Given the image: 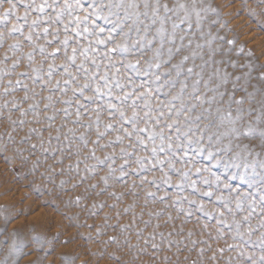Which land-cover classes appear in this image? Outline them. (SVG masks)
<instances>
[{
	"label": "rangeland",
	"instance_id": "374dc122",
	"mask_svg": "<svg viewBox=\"0 0 264 264\" xmlns=\"http://www.w3.org/2000/svg\"><path fill=\"white\" fill-rule=\"evenodd\" d=\"M13 2L17 6L16 15L23 16L24 12L28 11V23L37 17H41L42 22L35 26L32 42L26 39L32 29L23 19L16 21L15 16H11L7 24L11 27L12 23H19L23 26L24 35H8L7 29L0 25V31L5 32L4 40L0 42V264H251V261L247 260L249 255L259 264L258 258L264 254L257 241L261 232H264V229L256 227L264 218L259 204L250 220L241 227V231L249 226L254 228L251 240L256 243L243 244L244 256H240L236 248L228 247L242 243L233 238V220H240L247 214L248 200L252 199V196H248L243 201V210L237 211V196L249 190L247 185L231 178L235 170H226L222 164L217 165L214 161L206 159L207 151L201 155L190 152V162L189 158L180 159L179 152L175 155L168 151L158 152L156 157H152L150 151L131 147L135 142V133L131 138L124 136L122 143L114 142L110 146L100 147L109 140H114L118 134L123 136L122 130L117 132L113 129L106 132L99 145H94L92 141L96 139L97 126L96 114L91 109L95 107L96 102L81 100L89 112L87 115H81L79 124L73 122L77 111L75 99L80 97L73 99L70 105L64 104L63 101L72 97L71 89L76 85H69L66 92H61L60 88L65 87L63 81L69 79L63 74V68H55L50 81L47 77L49 64L58 65L65 60L64 48L60 44L65 35L69 37L67 54H72V48L77 49L75 65L69 64V71L77 76L80 83L84 82V73L83 70L77 73L76 65L83 61L84 67L90 72L96 71L91 63L93 57L100 65L99 75H103L105 71L109 74L115 73L122 83L126 77H132L136 84L141 83V79H147L134 76L133 71L121 63L128 59H137L135 56L125 58L113 55L111 59L117 63L114 67H105L108 57L104 54L120 37L116 36L107 46L98 45L95 41L97 38L105 39L109 34L107 29L111 25L97 20L96 23L105 28L103 33L98 37L92 34L77 37L71 31L75 25H70L65 33L62 24L43 22L48 16L55 15L52 8H47L40 14L25 7L31 0H24L23 4L19 0ZM90 2L91 0H86L84 7L87 8ZM104 2L106 3V0ZM138 2L139 11L143 13V0ZM148 2V16L140 17L143 22L140 24L141 34L144 32V25H148L147 37L152 39L156 29L160 27V18L165 19V56L167 49L171 47L174 50L172 63H178L187 55L189 59L183 63L182 68H193L192 74L184 71L177 78L176 88L172 89V92L179 88V81L183 80L188 84L185 93L187 96L192 90L193 81L200 80L196 95L215 97V100L211 104L197 103L196 110L191 115L202 116L197 122L201 128L212 124V127L204 132L205 148H222L228 143V138H222L219 143L215 140L211 145L208 143L210 133L218 134L226 127H216V109L219 108L221 114L231 110L235 116L238 106L234 101L229 104L233 77L249 71L248 67L241 68L240 65H252L251 84H255V77L262 70L259 66L264 64V0H159L161 7L156 17H153L151 11L153 0ZM35 3L38 5L41 0H35ZM59 3L62 4L63 0H59ZM165 3L169 9L175 11L165 13L162 7ZM179 4H184L185 8L179 9ZM8 7V0H2L0 13ZM104 11L106 12L107 8ZM77 14L84 15L83 12ZM63 19L67 21L68 17ZM153 19L156 20L155 24L151 23ZM181 20L184 22L180 23ZM173 23L179 24L175 30L172 28ZM44 27L49 28L48 36L42 33ZM57 28L60 29L58 33L55 32ZM37 32L41 33L39 37ZM173 33L174 41L170 44L168 38ZM180 37H183V40ZM132 38H136L135 29ZM49 40L53 42L47 43ZM15 41L20 42V48L10 49L9 45ZM229 41L233 43L229 44ZM159 44L160 37H156L152 48L158 47ZM34 45H43L45 54L41 55L37 47L29 61L26 54L33 51ZM57 47L60 48L58 55H47ZM177 47L181 49L178 54L175 53ZM83 48H88L87 57L81 55L80 50ZM150 55L151 50L139 57L141 67ZM16 60H19V63L12 67ZM233 61L235 68L231 65ZM33 68L39 69L38 75L41 78L35 83ZM225 72L230 74L227 83L223 82ZM19 73L26 75H18ZM197 73L200 74L199 77ZM172 75L175 76V70ZM57 80L61 81V86L53 90L52 85ZM16 81H20L19 86ZM41 81L47 83L42 84ZM243 82L242 76L238 83ZM6 88L9 91L5 92ZM113 91L114 94H119L118 90ZM221 92L224 93L223 97L219 95ZM248 92L253 93L254 100L249 101L244 92L235 93V98L245 96L244 104L239 106L246 111L243 120L237 124L240 129L248 122L257 126L255 117L259 112H247V109L260 108L257 103L260 95L251 85L248 86ZM90 94L91 90L85 92V95ZM25 95L28 96L27 100L24 99ZM169 95L154 94L151 97V107L155 109L158 103H167ZM47 96H51L52 100H47ZM105 99L98 103L104 104ZM113 103L118 102L113 100ZM131 103L129 100L124 105L128 115H131V109L127 105ZM143 103V100L137 101V110L141 116L145 109L139 106ZM13 104L17 106L13 107ZM45 104L49 107L45 108ZM29 105L35 107L29 109ZM176 106L179 107V102H176ZM64 108L68 109V116H65ZM204 109L211 111L204 112ZM80 111L83 113L84 109ZM163 111L167 113V108ZM156 114L153 112V115ZM49 116L54 118L49 120ZM172 119H175L174 114L172 117L165 115L162 118V126L163 122H171ZM180 119L183 120V115ZM100 120V131H104L105 123L115 122V118H109L106 108L100 113ZM139 126H144L143 120H140ZM119 127L117 123L116 128ZM124 127L131 130V125ZM29 129L35 131L30 132ZM70 129L73 131H69ZM156 131H159V128ZM81 133H84L87 146L78 139ZM165 133L170 134L167 129ZM238 142L249 144L254 153H260L258 158L264 159V148L260 146L258 139L250 141L241 137L240 141L233 140V151L237 150ZM152 146V143L148 142L149 150ZM122 147L133 155L122 156ZM92 149H95V155L101 159L105 154L115 155L104 165L97 166L91 157ZM220 155L224 153L221 152ZM136 156H147L151 163L145 161L146 169L133 172L132 169L137 167ZM126 159L129 162L121 169ZM156 159L165 162L158 165L155 164ZM170 163L172 167H169ZM109 165L113 169L111 172ZM202 166L209 167L211 172L197 173L195 169ZM121 171L127 175L122 177ZM184 171L188 173L186 177L180 175ZM101 177H106L107 183ZM216 177H219L218 182ZM205 179L208 180L207 184L204 183ZM165 180L169 182L165 183ZM193 182L195 187L191 186ZM226 184L229 187H225ZM237 188L239 192L233 191ZM149 192L152 195H147ZM206 192H211L212 195H204ZM217 197L222 199L218 200ZM256 198H259L258 191ZM201 204L203 210L199 207ZM225 204L227 208L224 207ZM228 208L232 209V212H229ZM220 212H223V216L219 215ZM208 213L211 216L207 215ZM218 220H224L226 223L218 224ZM228 225H231V228ZM110 237L114 239H109ZM170 241L178 243L169 244ZM192 241L196 243L193 244ZM153 244L158 247L153 248ZM201 248L204 249L203 253H200ZM221 248L224 249L223 252L219 251Z\"/></svg>",
	"mask_w": 264,
	"mask_h": 264
},
{
	"label": "snow or ice",
	"instance_id": "6c2138e0",
	"mask_svg": "<svg viewBox=\"0 0 264 264\" xmlns=\"http://www.w3.org/2000/svg\"><path fill=\"white\" fill-rule=\"evenodd\" d=\"M2 2V0H0ZM21 4L24 3V0H19ZM86 0H63V3L60 4L59 0H41V3L38 5L35 3V0H31L30 4L25 5L26 8H31L32 10L43 14L45 9L52 8L55 15L48 16L47 20L43 21L46 24H62L63 31L65 33L68 32L70 25H75L71 28V31L75 33L77 37L82 36L84 34H92L99 36L100 33L105 31L104 27H100L99 24L96 23L97 20H102L106 25H111L108 27V36L105 39L97 38L95 43L98 45H105L111 43L115 40L116 36H119L120 39L116 40L113 43L112 47L107 48L105 52V56L108 57L107 63L105 67H114L117 63L112 60L111 57L113 55H118L121 57H129L135 56L138 57L135 60L128 59L125 61H121L123 66L127 69H131L134 73V76L147 79H141V83L136 84L132 77H126L125 82L122 83L121 80L116 76L115 73L109 74L107 71L103 73V75H99L100 65L97 63L96 59L93 57L91 63L95 66L96 71L90 72L88 68L84 67V62L81 61L79 65H76V72L80 73L83 70L84 73V82L80 83L77 79L76 75H73L72 72L69 71V64L75 65L76 61V53L77 49L72 48V54H67V48L69 44V37L65 35V38L60 41V44L64 48L65 60L61 61L60 64H49L47 77L48 81L51 80L53 71L55 68H63V74L68 76L69 79L63 81V85L65 87L60 88L61 81L57 80L54 85H52V89L60 88L61 92H66L68 90L67 86L75 84V87H72V97L64 100V104H71L73 99L77 96L80 99H75L77 111H76V119L73 121L74 123H80L81 115H87L89 109L86 107L81 100L93 103L96 102L95 107L91 109L92 112L96 114L95 124L96 128V139L92 141L94 145H99L100 139L105 135L106 132L115 129L117 132L123 131L124 135H116L114 140H109L106 144L100 145V147L110 146L112 143H122L124 140V136L131 138L135 133V142L132 143L131 147L133 149L140 147L145 151H150V155L152 157H156L158 152L168 151L175 155L177 152L181 153L180 159L189 158L190 152H195L197 155L203 154L207 151L206 159L214 161L217 165H223L226 170H235L233 172L232 179H238L243 184L247 185L249 191L240 193L236 198V209L237 211L243 210V201L248 197L252 196V199L248 200V212L245 216H243L240 220H233V224L235 225V232L233 234L234 239H239L242 241L240 245H228L229 249L236 248L240 256H244L245 253L242 250L244 243H252L255 244L251 240L252 233L254 228L249 226L241 231V227L244 223H247L251 216L256 211V206L259 204L261 206V215L264 217V159H259L260 153H254L250 148L249 144L237 143L236 151H233V140L240 141L241 137L248 140H259V144L262 148H264V64H261L259 67L262 69L259 71L258 76L255 77L256 83L251 84V80L253 77L251 73L253 71L252 65H240L241 68L248 67L249 71L242 73V75H236L233 77L232 91L229 93V104L233 101L238 106L236 108V115L233 116L231 110L225 111L221 114V110L219 108L216 109L218 124L217 128L220 126H226L224 131L218 132V134L210 133L208 135V143L211 145L213 141L219 143L222 138H228V143L225 144L222 148L206 149L204 146V132L207 128L212 127V124L209 123L205 125L203 128L199 127V122L202 119L200 114L196 116H192L191 113L196 110L197 103L203 105L204 103L211 104L215 97H203L202 95H196L200 80L196 79L193 81L192 90L185 95L188 84L186 81H179V88L172 92V89L176 88V84L178 82L177 78L180 77L184 71L190 75L193 72L192 67H188L186 70L182 68V65L185 61L189 59L187 55L183 56L178 63H172V58L174 55L173 48L167 49V55L164 54V39L163 37L166 34V30L164 28L165 19L160 18V27L156 29V34L152 39H148V25H144V32L141 34L140 24L143 22L140 20L141 15L147 17L149 8L148 0H143V6L145 11L141 13L139 11L140 4L138 0H100L98 3L97 0H91L88 3V7L85 8ZM9 7L4 9L3 13H0V25H3L7 29V34L12 35L14 33H19L20 35H24L23 26L19 23H12L11 27H8L9 17L15 16L16 21H20L23 19L25 23H28L27 17L29 15L28 11H25L23 16L16 15V3L13 0H8ZM59 5V6H57ZM161 5L159 4V0H153V5L151 8L153 17H156ZM164 12L167 13L169 11H175V9H169L168 5L165 3L162 5ZM179 9H184V4H179L177 6ZM107 8L105 12L104 9ZM83 12L84 15H79L77 13ZM67 16L68 20L64 21V17ZM115 17V19H113ZM197 19L199 20V12H197ZM131 21V23H129ZM42 22L41 17H37L36 19L31 20L28 23V27L32 29L29 31L26 39L29 42H32L33 31L35 30V26ZM184 21L181 20L180 23ZM152 24L156 23V20L153 19L151 21ZM179 27V24L173 23L172 28L175 30ZM190 27V25H189ZM135 29L136 38L133 39V30ZM60 31L59 28L55 30L56 33ZM42 33L44 36H48L49 28L44 27L42 29ZM41 33L37 32L36 35L39 37ZM5 37V32L0 31V42H3ZM156 37H160V44L156 48H152V44ZM55 35L53 39H55ZM183 40V37H180ZM174 41V33L169 36L168 42L171 44ZM53 41L49 40L47 43L51 44ZM233 43V41H229V44ZM38 47L41 55L45 54V48L43 45H34L33 51L27 53V58L31 61L32 56L34 54L35 49ZM10 49H19L20 42L15 41L14 43L9 45ZM151 50V55L148 56L144 60V66L141 67L139 57H143L145 52ZM180 48H175V53L178 54L180 52ZM81 55L87 57L88 48H83L80 50ZM60 52V48H54L52 52L47 53L48 56L55 57ZM195 55V54H193ZM7 59V57H5ZM19 63V60L13 62L12 67H15ZM219 63V62H218ZM165 65H170V67H165ZM233 68L236 67L235 62H231ZM175 70V76L172 75V71ZM33 82L40 80V76L38 75L39 69L33 68ZM217 74L219 73V69L216 70ZM18 75H26V73H19ZM99 75V81H97V76ZM199 73L197 76L199 77ZM229 73L225 72L223 77V82H228ZM243 76V83H238L241 81ZM101 82L102 85L101 86ZM11 83V81L9 82ZM41 83H47L45 81H41ZM16 85H20V81H16ZM254 89V91H258L260 95L259 109H252L251 107L247 109V112L258 111L259 114L255 117V121L257 126H253L251 122L246 123L243 129L237 127L239 121L243 120L246 111L239 106H242L245 102V96H240L239 98H235V93L237 91L244 92L249 99V101L254 100L253 93L248 92V86ZM205 86H207V81H205ZM27 89V86H24ZM219 87V85H217ZM113 89L118 90L119 94H114ZM128 89V90H125ZM138 89H142V91H137ZM87 90H91L90 95H85ZM9 91V89H5V92ZM215 91V89H212ZM169 95V99L167 103L160 102L157 104L156 108L153 109L151 107V97L153 95ZM221 97L224 96V93H219ZM106 98V99H105ZM24 99L27 100L28 96L25 95ZM47 100L51 101L52 97L47 96ZM105 99L104 104L98 103L100 100ZM113 100L118 103H113ZM131 100L132 103L127 105L128 108L131 109V115L127 114V110L124 105ZM143 100L142 107L145 109L143 112V116L140 115L137 105V101ZM176 102H179V107L176 106ZM7 104V102H6ZM5 104V106H6ZM17 105L13 104V107ZM35 105H29V109H33ZM45 108L49 107L48 104L44 105ZM84 109V112L81 113L80 109ZM108 111V116L110 119L115 118V122L105 123L103 125L104 131H100V113L105 110ZM164 108H167V113L163 111ZM204 112H210L211 109H204ZM65 116L69 115V111L67 108L63 109ZM153 112H156V115H153ZM21 114L23 115V110H21ZM175 115V119H172L171 122H163L162 126V118L167 115L168 117H172ZM181 115H183V120L180 119ZM54 117H47V119L51 120ZM140 120L144 121V126L140 127ZM13 123H15L13 121ZM22 123V121H21ZM119 123L120 127L116 128V124ZM195 124V126H193ZM124 125H131V130L124 127ZM85 127H90V125H85ZM159 128V131L156 129ZM165 129L168 130L170 134L165 133ZM29 131H35V129H29ZM73 131V130H69ZM199 133V135H197ZM146 134V135H141ZM85 146H87V141L84 139V133H81L78 137ZM157 140H159V144H157ZM148 142L152 143V148L148 149ZM195 145V147H193ZM35 147V145H33ZM223 152L224 155H220ZM120 153L122 156H131L132 152L126 151L125 148L120 149ZM115 153L105 154L104 158L101 159L95 155V149L91 150V157L96 161L97 166H102L106 162H108ZM145 161L151 163L147 156H136L135 164L136 168H133V172H138L141 169H146ZM128 160H124V163L121 165V169L128 164ZM164 160L156 159L155 164L162 165L164 164ZM169 167H172L171 163ZM113 169L111 165H109V172ZM179 171V170H177ZM197 173L200 172H211V169L206 166L198 167L195 169ZM127 173L121 171V176H126ZM166 175V174H165ZM180 175L182 177H186L188 175L187 171L181 172ZM214 175V174H213ZM105 183H107L106 177H101ZM216 181H219V177H216ZM155 181H153L154 183ZM168 180H165V183H168ZM204 183L207 184L208 180L205 179ZM192 187H195V182L192 183ZM95 187V185H92ZM225 187H229V185H225ZM233 191L239 192V188L233 189ZM259 192V198L257 200L256 193ZM147 195H152V193H147ZM206 196H211V192L204 193ZM218 200L222 199V197H217ZM77 202L79 201V197L76 198ZM190 203H194V201H190ZM200 209L203 210V205H199ZM227 208V204L224 205ZM127 211V209H125ZM229 212H232V209L228 208ZM207 215L211 216L210 213ZM220 216H223V212L219 213ZM235 215V213H233ZM218 224H225L224 220H218ZM231 228V225H228ZM258 228L264 229V218H262L258 225ZM223 235V233H220ZM189 236H191V232H189ZM109 239H114L110 237ZM259 246L262 250H264V232H261V235L257 238ZM178 243L176 241H170L169 244ZM193 244L196 241H192ZM153 248H157L158 245L153 244ZM220 252H223L224 249H219ZM204 249H200V253H203ZM215 259V256L212 257ZM167 259V257H165ZM259 264H264V254L259 256ZM247 260L251 261V264H257V261L252 260V257L247 256ZM34 264V262H32Z\"/></svg>",
	"mask_w": 264,
	"mask_h": 264
}]
</instances>
